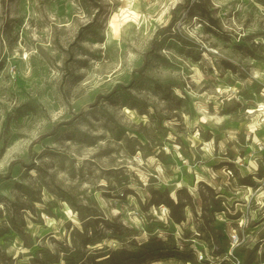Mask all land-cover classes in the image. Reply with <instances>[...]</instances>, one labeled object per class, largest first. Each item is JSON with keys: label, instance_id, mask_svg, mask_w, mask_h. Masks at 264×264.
Wrapping results in <instances>:
<instances>
[{"label": "rangeland", "instance_id": "374dc122", "mask_svg": "<svg viewBox=\"0 0 264 264\" xmlns=\"http://www.w3.org/2000/svg\"><path fill=\"white\" fill-rule=\"evenodd\" d=\"M230 236L264 264V0H0V264Z\"/></svg>", "mask_w": 264, "mask_h": 264}, {"label": "built area", "instance_id": "2783aa9c", "mask_svg": "<svg viewBox=\"0 0 264 264\" xmlns=\"http://www.w3.org/2000/svg\"><path fill=\"white\" fill-rule=\"evenodd\" d=\"M236 237L230 236L228 239V249L217 254H213L207 247L194 246L191 252L194 256L193 262L185 264H240L238 258L232 254V249L235 246Z\"/></svg>", "mask_w": 264, "mask_h": 264}, {"label": "trees", "instance_id": "16d2710c", "mask_svg": "<svg viewBox=\"0 0 264 264\" xmlns=\"http://www.w3.org/2000/svg\"><path fill=\"white\" fill-rule=\"evenodd\" d=\"M141 67H144V64ZM175 219L181 220V219H183V217L182 216H179V217H176Z\"/></svg>", "mask_w": 264, "mask_h": 264}, {"label": "bare ground", "instance_id": "6f19581e", "mask_svg": "<svg viewBox=\"0 0 264 264\" xmlns=\"http://www.w3.org/2000/svg\"><path fill=\"white\" fill-rule=\"evenodd\" d=\"M155 209V208H154ZM186 212L189 214L190 213V210H189V208L187 207L186 208ZM179 225V224H178Z\"/></svg>", "mask_w": 264, "mask_h": 264}]
</instances>
